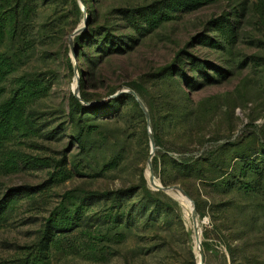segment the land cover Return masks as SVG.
<instances>
[{
  "label": "rangeland",
  "instance_id": "374dc122",
  "mask_svg": "<svg viewBox=\"0 0 264 264\" xmlns=\"http://www.w3.org/2000/svg\"><path fill=\"white\" fill-rule=\"evenodd\" d=\"M81 1L0 0V108L42 89L0 134V264H196V233L203 264H264V6ZM88 10L100 49L72 36ZM148 127L196 224L148 183Z\"/></svg>",
  "mask_w": 264,
  "mask_h": 264
},
{
  "label": "trees",
  "instance_id": "16d2710c",
  "mask_svg": "<svg viewBox=\"0 0 264 264\" xmlns=\"http://www.w3.org/2000/svg\"><path fill=\"white\" fill-rule=\"evenodd\" d=\"M72 2H73L74 11L76 13V16L78 17L80 14V10H79L80 7L76 0H72ZM263 3H264L263 0H258V6L260 8H263L264 6ZM86 21H87V29L82 34L77 36L76 40H78L80 44L92 43V45H97L96 49H100L102 46V43L99 44L100 33L96 31V29L90 30L91 26H93L96 22V15L90 10H88V13L86 15ZM102 40L103 43L106 42V51H108V54L112 53L113 51L111 50L112 48L110 47L113 44V41H110L109 39H107L106 41V37H102L101 41ZM28 45H30V43H28ZM28 81L29 83L26 86H23L18 90V100L16 97L11 98L9 101L4 103V105H2V107L0 108V134L6 133L5 130L9 129L12 124L18 126V130L25 128L26 104L32 99L38 97L42 92L41 86L38 82L34 80H28ZM112 92L113 91H111V93ZM79 96L82 100L88 101V98L85 96L83 87H81V90L79 91ZM120 97H130V95L128 93H121ZM73 98L75 99L76 102H78L77 98L75 97ZM57 222L58 224H65V225L68 224L66 221L57 220Z\"/></svg>",
  "mask_w": 264,
  "mask_h": 264
},
{
  "label": "water",
  "instance_id": "95a60500",
  "mask_svg": "<svg viewBox=\"0 0 264 264\" xmlns=\"http://www.w3.org/2000/svg\"><path fill=\"white\" fill-rule=\"evenodd\" d=\"M77 3L79 5V7L82 9V10H85L84 7H83V4H82V1L81 0H77ZM86 29V13L84 11V16L82 18V26L81 27H77L72 36H75V35H78L80 32L84 31ZM70 45L72 46V41H70ZM73 57L75 58V54H73ZM73 95L79 99L80 101L83 102V100L80 98L79 96V90L77 87H74L73 91H72ZM120 93H130L136 100L137 102L139 103L141 109L143 110L144 112V115H145V118H146V122H147V125H149L150 121H149V114L146 110V108L144 107V105L139 101L136 93L133 91V90H130V89H122V90H119L117 91L116 93L113 94V96H116ZM148 135H149V139H150V147H151V154H150V157H149V160L147 162V166H148V170H149V173H150V176L152 178V180L155 178L154 175H153V171H152V166H151V157H152V154H153V150H154V142H153V136L151 134V131H150V128L148 127ZM159 181V180H158ZM151 186V185H150ZM153 189L155 190H159L161 192H163L164 194L168 195L169 194L167 193V189H171V188H177L179 190H181L185 197L187 198V200L190 202L191 204V207H192V217L194 218H197V214H196V211H195V208H194V204H193V201L191 200V198L184 192V190L182 188H180L179 186H176V185H173V186H163L161 183L158 185V186H151ZM170 197V196H169ZM196 224V222H195ZM200 242H199V236L198 234H196V245L198 247V258H199V264H203V255H202V250L199 246Z\"/></svg>",
  "mask_w": 264,
  "mask_h": 264
},
{
  "label": "bare ground",
  "instance_id": "6f19581e",
  "mask_svg": "<svg viewBox=\"0 0 264 264\" xmlns=\"http://www.w3.org/2000/svg\"><path fill=\"white\" fill-rule=\"evenodd\" d=\"M81 26H82V24L79 25L78 27H81ZM145 175H146V178H147V180H148V183H149L151 186H158V185L160 184V181H158V180H157V183L154 182V181H156V178L153 179L154 181H151V180H150V177H151V176L149 177L150 173H149V170H148V166H147V169H146V173H145ZM151 179H152V178H151ZM167 192H169V193L172 194V196L177 200L178 204H179L183 209H184V207H183V205H182V202H183V199H184L185 203H186V204L189 206V208L191 209V214H192V207H191V204H190V202L186 199V197L184 196V194L182 193L181 190H179V189H177V188H171V189H167ZM182 197H183V199H182ZM184 210H185L187 216L191 217L189 211L186 210V209H184ZM190 219H191V218H190ZM192 220H193V219H192ZM195 222H197V218H195ZM195 222L193 221L194 224H195ZM196 234H197V233H196ZM196 264H199V258H198V255L196 256Z\"/></svg>",
  "mask_w": 264,
  "mask_h": 264
}]
</instances>
